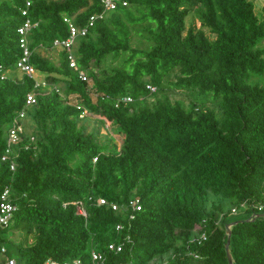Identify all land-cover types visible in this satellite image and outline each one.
<instances>
[{
    "label": "trees",
    "instance_id": "16d2710c",
    "mask_svg": "<svg viewBox=\"0 0 264 264\" xmlns=\"http://www.w3.org/2000/svg\"><path fill=\"white\" fill-rule=\"evenodd\" d=\"M30 1L25 17L27 0H0V203L10 186L17 206L1 233L20 235L18 264H90L113 243L123 250L107 252L106 264H229L226 227L239 220L248 221L232 227L234 263L264 264V218L253 220L264 213V5L259 17L255 0H127L79 38L76 70L53 44L69 37L65 17L84 26L102 0ZM191 14L214 39L187 27ZM27 18L38 23L31 64L50 91L13 76ZM134 36L146 48L133 46ZM42 51H57L58 63ZM34 91L27 117L36 142L26 149V137L12 172L2 162L7 130ZM124 97L133 102L118 104ZM84 112L118 127L121 145L80 127ZM137 199L140 211L130 206Z\"/></svg>",
    "mask_w": 264,
    "mask_h": 264
},
{
    "label": "built area",
    "instance_id": "2783aa9c",
    "mask_svg": "<svg viewBox=\"0 0 264 264\" xmlns=\"http://www.w3.org/2000/svg\"><path fill=\"white\" fill-rule=\"evenodd\" d=\"M103 12L93 14L88 23L84 26H78L76 24L75 18L65 17L64 22L67 24L69 37L65 40H56L53 44L55 50H64L68 56L69 65L71 68L78 70L77 57H76V46L80 37L87 35L89 29L94 26L98 20H102L110 12L116 11L120 6L126 7L128 5L127 0H102ZM32 6V2L27 0L26 8L23 11V16L28 17L29 8ZM38 23H33L29 18H27L23 24L18 28V34L20 35V48L22 50V57L16 64V69L19 72H22L23 75L28 76L29 78L35 81V89L42 91H50L52 87L42 78L40 73L33 67L31 64L32 50L29 41V35L31 31L36 28ZM1 69V66H0ZM79 78L83 81H89L86 73L82 70H79ZM147 89L154 93L157 90V87L153 85H148ZM133 102L131 97H124L119 99L118 104L129 105ZM36 104V92H31L27 96L26 106L20 111L17 117L14 118L13 122L7 130V148L2 157V162L7 163L12 172H16L18 168L17 160L19 158V149L20 145L25 141V121L27 118L28 108H31ZM83 113L82 117L84 116ZM36 142L34 136L29 140V143L26 146V149L32 147L33 143ZM97 159H94L96 162ZM11 188L6 186L2 195L0 203V234L2 229L8 228L12 222L17 206L14 204L11 199ZM78 206V214L86 216V210L82 203H75ZM98 205L104 206L109 205L113 210L117 211L120 209V206L117 204H109L106 199H99ZM130 206L133 210L140 211L141 207L139 206V200H133L130 203ZM233 213L236 211L233 210ZM133 218V217H132ZM122 227H118V230ZM123 250V244L113 243L108 246L107 252H116L120 253ZM7 249L3 243L0 241V254H6ZM106 253L93 251L91 255L90 264H106ZM0 264H18V261L12 257H7L6 260L0 262ZM46 264H84L80 260L60 262L55 260H48Z\"/></svg>",
    "mask_w": 264,
    "mask_h": 264
},
{
    "label": "rangeland",
    "instance_id": "374dc122",
    "mask_svg": "<svg viewBox=\"0 0 264 264\" xmlns=\"http://www.w3.org/2000/svg\"><path fill=\"white\" fill-rule=\"evenodd\" d=\"M263 1L264 0H255L256 13L259 17L262 16V11H261L262 8L261 7L263 6V3H264ZM186 23H187V27H190L193 25L197 29H201V30L205 31V33L211 39H214V36L212 34H210V32L207 29L201 28L200 23L198 22L196 17L193 16L192 14L187 18ZM133 46L146 48L147 45L145 42H142L139 37L134 36L133 37ZM262 46H264V42H263ZM42 55L46 58L51 59L55 63H58L59 55H58L57 51H54V52L42 51ZM116 64H118V62H116ZM13 76L21 78L23 76V73L17 71V72H15V74ZM43 77L44 76H42V78ZM262 80H264V79H262ZM253 81L260 82L261 79H255ZM59 86L63 87V84H60ZM157 96H158V94H154V97H157ZM170 96L173 100H183L185 103H188L190 100V98L186 94H183L181 92H172V93H170ZM94 100H96V99L94 98ZM81 101L82 100L79 97H75V96L70 97V103L71 104L79 105ZM149 102H153V99L150 98ZM79 126L84 128V130L87 133L96 134L98 136L99 142L101 144L113 146L114 144L121 145V143H122L123 137L121 136L120 133H118V131H117L118 127L112 126L109 122H106L97 116L90 115L87 112H85L84 116L80 119ZM25 130H26V132H25L26 137H31L35 134L36 124L34 123L32 117L26 118ZM217 200H219V198L217 199V198H214L213 196H211V200H210L211 203H213ZM224 206H225L226 210L230 209L229 203H225ZM234 214H236V213H233V211H232V216ZM241 214L243 215V213H241ZM243 216L246 217V215H243ZM9 233H10L9 231H5V232H2L0 234L1 237L5 236L7 238V241H4V243H3L7 249V253L4 255L0 254V256H2L3 261L6 260L5 256H8V255L11 256L12 258H14L15 260L19 261L18 254L16 252V249L12 246V243H13V240L14 241L20 240L21 237L17 233L15 235L9 234ZM167 259H168V257H164L162 259H157V260H154L153 262H151L150 264H164ZM3 261H1V262H3Z\"/></svg>",
    "mask_w": 264,
    "mask_h": 264
},
{
    "label": "water",
    "instance_id": "95a60500",
    "mask_svg": "<svg viewBox=\"0 0 264 264\" xmlns=\"http://www.w3.org/2000/svg\"><path fill=\"white\" fill-rule=\"evenodd\" d=\"M256 218H264V213L262 214H256L253 218L256 219ZM245 221H248V220H239V221H236V222H233L231 224H228L227 227H226V233H227V243H226V253H227V257H228V260H229V264H235L234 263V259H233V256L231 254V250H230V245H231V237H232V227L240 224V223H243Z\"/></svg>",
    "mask_w": 264,
    "mask_h": 264
},
{
    "label": "crops",
    "instance_id": "0c3cea01",
    "mask_svg": "<svg viewBox=\"0 0 264 264\" xmlns=\"http://www.w3.org/2000/svg\"><path fill=\"white\" fill-rule=\"evenodd\" d=\"M263 2H264V1H263ZM263 5H264V3H263ZM261 8H262V7H261ZM57 53H58V52H57ZM42 76H43V75H42ZM6 257H11V256H9V255H8V256H5V259H6ZM2 259H3L2 256H0V262L3 261Z\"/></svg>",
    "mask_w": 264,
    "mask_h": 264
}]
</instances>
